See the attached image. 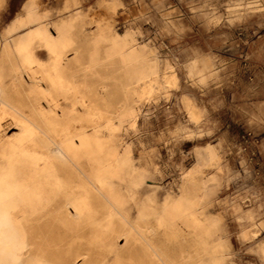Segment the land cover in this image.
Masks as SVG:
<instances>
[{
	"label": "rangeland",
	"instance_id": "obj_1",
	"mask_svg": "<svg viewBox=\"0 0 264 264\" xmlns=\"http://www.w3.org/2000/svg\"><path fill=\"white\" fill-rule=\"evenodd\" d=\"M0 80L64 131L65 264L147 262L142 232L169 264H264V0H0ZM33 139L1 124L0 264L52 222Z\"/></svg>",
	"mask_w": 264,
	"mask_h": 264
},
{
	"label": "bare ground",
	"instance_id": "obj_2",
	"mask_svg": "<svg viewBox=\"0 0 264 264\" xmlns=\"http://www.w3.org/2000/svg\"><path fill=\"white\" fill-rule=\"evenodd\" d=\"M173 84H175V82ZM4 88L5 85H3L0 80V128L6 117H9L11 120H13L15 124L16 122L19 123L21 125V134L23 136L28 135L30 137L32 146H34L33 136H38L39 142L44 145L42 156H49L50 159H54L58 164V167L56 168L57 187L55 188V193L52 201H50V203L46 205L41 211L37 213L32 212L31 214V217L39 216L42 214V216L44 217L51 216L52 222L44 225V228L49 227V231L45 235L38 237V239H34L32 236H28L25 242H20L18 243V245L16 244V261H19L21 264H56L58 262H61V264H65L64 259L67 254V242L65 234V228L68 220L67 206L71 205L73 210L76 212L78 209L73 202L80 196L81 193L78 190V187L80 186L75 188L76 190H70L65 180L67 142L66 138L64 137V131L59 126H54L50 131H42L38 126H36V124H34L30 120V118L18 113L16 108L6 103ZM1 149L2 144L0 142V151ZM38 172L40 174V184L38 185V187H40L42 190L45 187H49L51 189V182H47V184L44 185L42 181V175H45V170H39ZM76 174L80 181H84L87 184H92V182L89 181V179L81 170L78 169ZM33 177L34 174H30L28 180H32ZM95 191L100 195L102 194V190L98 188H95ZM35 208L36 207L32 205V209L35 210ZM49 208H52V210L48 211ZM185 212L186 211L179 212L174 210L170 211L168 216L171 221H175L179 217L183 216L189 219H193L194 222L196 221V217L193 212ZM53 226L58 231L55 235L53 233H50V230L51 228H53ZM138 235L139 239L142 240L145 246V248H141L145 249L146 251H150L151 253L149 254L150 256L145 253L146 256H148V259L146 260L147 262L139 261L138 263H136L132 260V258H130L128 260L129 264H169L168 260L162 256L161 252L159 250H155L152 247V244L150 243L151 238L147 236L148 234L146 232H142ZM134 256L132 257L134 258ZM187 261H192V258L189 256L188 258H186V263ZM87 264H92V262L88 261Z\"/></svg>",
	"mask_w": 264,
	"mask_h": 264
},
{
	"label": "crops",
	"instance_id": "obj_3",
	"mask_svg": "<svg viewBox=\"0 0 264 264\" xmlns=\"http://www.w3.org/2000/svg\"><path fill=\"white\" fill-rule=\"evenodd\" d=\"M29 9L33 10V7H32V6H30V7H29Z\"/></svg>",
	"mask_w": 264,
	"mask_h": 264
}]
</instances>
